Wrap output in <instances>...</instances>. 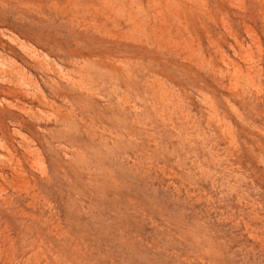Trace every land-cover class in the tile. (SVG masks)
I'll return each instance as SVG.
<instances>
[{"label":"rangeland","instance_id":"374dc122","mask_svg":"<svg viewBox=\"0 0 264 264\" xmlns=\"http://www.w3.org/2000/svg\"><path fill=\"white\" fill-rule=\"evenodd\" d=\"M0 264H264V0H0Z\"/></svg>","mask_w":264,"mask_h":264}]
</instances>
